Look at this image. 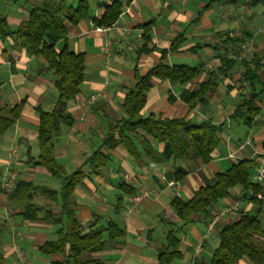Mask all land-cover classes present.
<instances>
[{"label":"crops","instance_id":"crops-1","mask_svg":"<svg viewBox=\"0 0 264 264\" xmlns=\"http://www.w3.org/2000/svg\"><path fill=\"white\" fill-rule=\"evenodd\" d=\"M42 1L0 0V16L5 18L9 30L15 32ZM53 1L76 7L80 0ZM86 1L88 18L76 25L66 24L68 48L73 53L84 54L85 71L82 91L67 104L73 123L71 126L61 125L60 134L53 140L54 158L63 175L76 171L85 174L72 196L76 219L84 226L95 220L97 225L113 220L123 231L121 239L107 241L102 251L89 257L101 264H158L157 253L164 248L165 232L180 225L170 206L174 198L191 199L193 193L210 182L215 174L225 172L241 160L255 161L254 168L249 171L254 183V174L264 160V95L259 98L257 104L261 110L251 126L245 127L240 120L229 117L250 91L245 83L240 82L242 62H249L252 54L260 52L261 47L255 50L254 46L252 53L247 51L244 57L237 59L238 55L232 51L236 45H225L223 41L229 31L237 29L242 36L245 35L247 40L242 43L247 45L250 36V40L258 41L264 34L260 37L256 30L250 32L249 17L244 14L240 20L235 18L237 7L242 8L244 1L240 4L230 0L221 3H210V0ZM115 1L121 4L117 21L111 27H101L107 29L104 33L97 32L91 19L101 18L105 8ZM209 3L211 5L207 8ZM223 3H230L231 10L226 12L224 8L222 13L214 16L213 5ZM146 24H150L151 30L150 40L145 44L140 35L141 26ZM179 35H182L183 42L171 51V44ZM63 44L62 41L57 43L56 50L59 51ZM163 54L167 66L193 68L198 75L191 81L174 84L154 79L140 114L221 125L211 160L203 164L190 156L174 162L166 157L167 146L148 139L159 156L166 157L163 163H154L145 155L133 159L118 146L112 150L101 149V153L109 157L108 164L93 172L85 161L100 147L108 120L125 117L121 105L125 95L135 86V74L145 75L161 62ZM225 56L237 61L226 72L220 64ZM54 81L42 58L27 54L13 37L0 40L2 115L9 117L10 110L22 104L18 118L0 136V255L4 264H52L63 260L60 255L45 256L38 251L39 246L55 239L58 229L44 218V212L50 210L54 215L59 214L61 203L55 204L36 195L33 202L43 211L35 220L26 221L22 218V204L10 202L11 191L18 181L58 193L61 190L59 179L41 166H31L38 156L39 116L36 108L51 111L55 107ZM208 83L211 87L194 107L181 101L183 91L194 92ZM91 95L96 96L93 102H89ZM232 124L245 128L244 134L231 133ZM246 138L251 139V145L238 150V144ZM174 169L184 177L175 180ZM125 174L133 179L131 186L123 182ZM141 186L148 188L150 193L142 199L136 211L128 213V205ZM123 187L132 189L135 194L128 195ZM241 197V190L235 188L227 200L215 206L209 219L195 217L193 224L178 234L182 255L172 264H208L217 245L219 230L235 222L240 212L258 213L256 203L241 200ZM234 201L239 203L238 212L218 218L213 230L207 231L209 221L218 215L221 206ZM239 264L249 263L243 259Z\"/></svg>","mask_w":264,"mask_h":264},{"label":"trees","instance_id":"trees-1","mask_svg":"<svg viewBox=\"0 0 264 264\" xmlns=\"http://www.w3.org/2000/svg\"><path fill=\"white\" fill-rule=\"evenodd\" d=\"M226 2L228 0H210V3ZM232 3L241 0H230ZM208 4V8L211 4ZM251 8L263 7L264 0H249ZM121 4L113 2L107 6L101 18H92L96 27H111L118 19ZM89 16V5L86 0H80L76 7L66 6L53 0H43L39 7L32 9L27 21L19 24L15 32L9 30L5 18L0 16V40L13 37L19 47L29 55L40 57L46 64L47 71L54 77V87L57 102L51 111L36 108L39 116L37 135L38 156L31 166H41L47 172L60 180V192L36 187L32 183L18 181L11 191L10 202L22 204V218L33 221L43 211L34 204L36 195H40L53 203H61L60 213L54 215L50 210L44 212V218L58 227L56 237L38 247L39 253L45 256L60 255L61 262L52 264H101L89 256L102 251L109 240L121 239L123 231L113 220L97 225V221L82 225L75 217V207L72 202L74 190L82 183L85 174L76 171L63 175L54 158L53 140L60 134L61 125L71 126L73 119L67 112V104L80 93L84 81L85 56L83 53H73L66 43V24L76 25ZM140 35L143 43L149 42L150 24L141 26ZM246 39H230L225 36V45H239ZM63 42L59 51L56 45ZM183 42L182 35L177 36L170 50L175 51ZM145 48V47H143ZM145 50V49H144ZM143 52H146L143 51ZM236 60L223 57L220 60L221 69L226 72L234 67ZM243 71L240 82L245 83L250 91L247 97L236 105L230 115L232 120H240L245 127L253 124L254 117L260 113L258 101L264 95V51L261 55L254 54L249 62H242ZM198 71L186 66H167L165 55L161 62L150 69L145 75L135 74V86L124 97L121 105L125 117L119 120H108L107 132L101 139L100 147L86 159L85 165L93 172H98L108 164L109 157L101 153V149L112 150L122 147L133 159L145 155L154 163H163L166 157L172 161L192 157L207 164L211 153L218 143L220 126L210 122L199 124L185 119H167L161 115L149 114L143 117L140 112L145 105L146 95L152 87L154 79L167 80L171 84L191 81ZM211 85H201L197 91H183L181 101L194 107ZM22 104L14 106L9 117L2 115L0 107V136L11 128L18 118ZM148 139L157 144L167 146V156L159 154L150 145ZM255 166L254 160H241L232 164L225 172L217 173L212 180L193 193L191 199L182 201L174 198L170 206L175 212L180 225L176 229L165 232L164 248L157 253L158 264H172L181 258L180 240L178 234L193 224L195 217L209 219L215 206L227 200L235 188L242 193L241 200L255 202L249 197V192H256L258 187L252 183L250 170ZM1 175V170H0ZM173 177L180 180L184 174L174 169ZM128 195L135 194L128 187H123ZM257 204V203H256ZM258 206V204H257ZM249 264H264V214L258 207L257 214L240 212L239 218L232 224L222 227L218 232L217 245L212 252L208 264H239L242 260ZM0 264H4L0 255Z\"/></svg>","mask_w":264,"mask_h":264},{"label":"built area","instance_id":"built-area-1","mask_svg":"<svg viewBox=\"0 0 264 264\" xmlns=\"http://www.w3.org/2000/svg\"><path fill=\"white\" fill-rule=\"evenodd\" d=\"M94 18H96V17H94ZM95 30L99 33H104L107 29L101 28V27H95ZM227 36L230 39H236V38H241L242 35H241L239 29H237L234 31H229L227 33ZM107 47H108V45H107ZM232 51H235V53L238 55L237 59H240V58L244 57V55H245V53H247V51H249V45H247L246 43H241L239 45H236L235 50H232ZM235 57H236V55H235ZM95 99H96V96L91 95L89 97V102H93ZM251 143H252L251 139L246 138L245 141L238 144L237 149L242 150L245 147L250 146ZM229 156L232 157V155H229ZM123 182L127 186H131L134 181L130 175L125 174L123 176ZM253 182L258 187V189L254 193L249 192V197H251L255 200V202L258 204L260 212L262 214H264V160L259 164V166H258V168L254 174ZM149 193H150V190L148 188L141 186L139 188L138 194H136L132 197L131 202L128 205L127 212L131 213V212L136 211L140 202L142 201V199L147 197L149 195ZM238 204H239L238 201H234L232 203H224L221 206V209L219 210L218 215L214 216L209 221V223L207 225V231L210 232L213 230L214 224L217 222L218 218H220L226 214L237 213L238 209H239ZM198 250H199V248L197 247L196 252H198Z\"/></svg>","mask_w":264,"mask_h":264},{"label":"rangeland","instance_id":"rangeland-1","mask_svg":"<svg viewBox=\"0 0 264 264\" xmlns=\"http://www.w3.org/2000/svg\"><path fill=\"white\" fill-rule=\"evenodd\" d=\"M244 1V4L241 6L239 5L237 7V12H236V16L235 18L240 20L241 16L244 14L245 17H249V31L251 32V30L253 31L256 30L258 35H260V37H263L262 35L264 34V8L263 7H255V8H251L248 6V1L249 0H241ZM239 1V4L240 2ZM230 3H223L221 5L219 4H215L212 7L213 15L217 16L218 14L223 12V9L226 8V12H228V10H231ZM244 12V13H242ZM233 13V11H232ZM93 27H96L93 23H92ZM256 28V29H255ZM262 33V34H261ZM250 36V35H249ZM251 39V36L249 37ZM249 39V53H252V51L256 49H258L259 47H261V51L260 52H256L258 55H261L264 51V37L263 38H259L258 41H254V39L252 38V40ZM252 41V42H251ZM255 46V47H254ZM250 55V54H249ZM253 57V54H252ZM87 73H88V69H87ZM86 73V76H88V74ZM54 77V76H53ZM55 78V77H54ZM83 85L81 86L80 90L82 91ZM263 104H264V98H263ZM238 128V131H235V129ZM231 133L235 134V132L237 133V135L241 136L244 134L245 132V128H243L241 125L239 126V124H232V128L230 129Z\"/></svg>","mask_w":264,"mask_h":264}]
</instances>
